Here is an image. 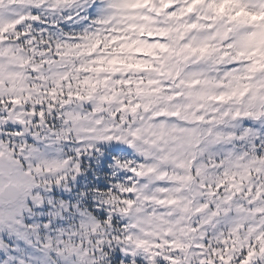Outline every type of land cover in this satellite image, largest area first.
<instances>
[{"label": "clouds", "instance_id": "obj_1", "mask_svg": "<svg viewBox=\"0 0 264 264\" xmlns=\"http://www.w3.org/2000/svg\"><path fill=\"white\" fill-rule=\"evenodd\" d=\"M249 245L264 0H0V264H242Z\"/></svg>", "mask_w": 264, "mask_h": 264}, {"label": "snow or ice", "instance_id": "obj_2", "mask_svg": "<svg viewBox=\"0 0 264 264\" xmlns=\"http://www.w3.org/2000/svg\"><path fill=\"white\" fill-rule=\"evenodd\" d=\"M45 210H47V205ZM2 256L3 251H0V257ZM242 264H264V245H249L245 255L242 257Z\"/></svg>", "mask_w": 264, "mask_h": 264}]
</instances>
